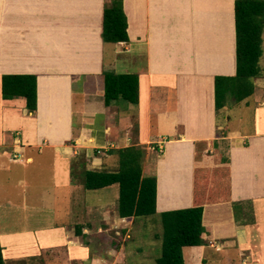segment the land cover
Masks as SVG:
<instances>
[{
  "label": "crops",
  "instance_id": "crops-1",
  "mask_svg": "<svg viewBox=\"0 0 264 264\" xmlns=\"http://www.w3.org/2000/svg\"><path fill=\"white\" fill-rule=\"evenodd\" d=\"M105 1L0 0L5 264L135 263L124 243L135 217L119 215L118 184L97 188L116 185L117 205L94 204L82 172L115 171L118 148L157 144L161 152L141 161L142 175L155 176V214L224 184V196L203 202L206 243L184 246V264H228L220 261L230 249L242 259L229 264H264V27L255 91L217 113L215 76L236 71L235 0H122L128 40L120 42L102 38ZM105 69L138 75L137 104L104 103ZM5 73L36 75L34 112L24 97L2 98ZM233 114L238 127L227 131ZM86 237L120 241L92 252ZM160 253L144 257L156 263Z\"/></svg>",
  "mask_w": 264,
  "mask_h": 264
},
{
  "label": "trees",
  "instance_id": "trees-1",
  "mask_svg": "<svg viewBox=\"0 0 264 264\" xmlns=\"http://www.w3.org/2000/svg\"><path fill=\"white\" fill-rule=\"evenodd\" d=\"M235 54L234 75H216L214 79L215 109L218 111L230 99L239 102L255 91L254 80L261 75L259 59L262 54L264 26V0H235ZM127 20L122 0H106L103 8L102 38L106 42L127 41ZM106 105L123 99L137 104L139 98L138 75L131 72L103 71ZM3 99L24 97L28 112L36 110V75L31 73H5L1 75ZM118 169L83 170V184L97 189L112 183L119 186L118 213L120 216H148L155 210V176L142 175L143 149L129 145L116 150ZM203 170V169H202ZM227 171V168H223ZM205 172V170H203ZM200 189L198 202L187 208L165 210L158 215L163 227L161 253L157 264H184L182 248L206 243L202 224L203 202L224 196V184L217 181L207 195ZM0 264H5L0 244Z\"/></svg>",
  "mask_w": 264,
  "mask_h": 264
},
{
  "label": "rangeland",
  "instance_id": "rangeland-1",
  "mask_svg": "<svg viewBox=\"0 0 264 264\" xmlns=\"http://www.w3.org/2000/svg\"><path fill=\"white\" fill-rule=\"evenodd\" d=\"M264 27V26H263ZM118 71V69H117ZM262 85V84H261ZM259 86L258 88H264L262 86ZM79 91L75 90V94H74V107L76 108L80 99H81V94H78ZM119 101H121L123 104H129L127 101L120 99ZM242 107L244 108V110H246L247 108L242 104ZM249 112L248 110L245 111ZM247 117L246 115H242L241 116V120L240 121H246ZM251 118L249 117V120ZM221 121L223 122V120L221 119ZM135 122H133V130H135ZM238 123H239V118L236 117V114H233V116H230V119L223 123V127L227 128V131H233L236 130V128L238 127ZM96 126L98 127H103L104 126V122L102 119V116L98 115L96 118ZM17 132V131H15ZM14 132V137L17 139L18 137V133L15 134ZM153 135L154 134V131ZM13 136V134H12ZM143 149V158H142V162L143 160H145V157H147V155L150 154H157L160 153L161 151H157L155 148H152L151 146L149 148L144 147ZM82 155V154H81ZM113 159H116V163L119 165L118 162V156L114 155L112 156ZM118 165L113 166V169H115ZM145 168V172H147L148 168L147 166L144 164ZM104 168H108L107 166H104ZM101 170V169H100ZM31 171V169H29V172ZM3 176V173H1L0 178ZM2 180H0L1 182ZM1 184V183H0ZM1 187V186H0ZM116 185H112V186H108L105 189H96V190H89V192L86 196V198L88 199V201L94 203V204H99L100 202L103 203H109V204H114L117 205V194H118V189L117 192L115 193V189ZM1 191V190H0ZM162 233H163V227L160 221V217L157 214H152V215H148V216H137L135 217V223L131 228V232L129 234H131V237L126 239L125 245H126V249L127 251H131L133 253V257H137V259L131 262V264H143V262H146L147 259H145V256H155L157 253H160V245L156 248L155 247V243H159L160 240L162 239ZM86 239L90 240V245L88 246L90 247L92 252H97L100 249L103 248H111L112 246H114L113 243H116L118 241H120V238L114 239L112 240H98L95 242V239H91L90 237H86ZM110 244V245H108ZM101 248H100V247ZM129 251V252H130ZM106 253V250H105ZM218 259V258H217ZM241 256L236 253V251L234 249H230L229 253H227V255L224 257V260H221V263H239L241 261ZM216 259H212L209 258L208 262H212L215 261ZM217 262H219L217 260ZM219 262V263H220ZM129 264V262L127 263ZM144 264H156L153 260L147 261V263Z\"/></svg>",
  "mask_w": 264,
  "mask_h": 264
},
{
  "label": "built area",
  "instance_id": "built-area-1",
  "mask_svg": "<svg viewBox=\"0 0 264 264\" xmlns=\"http://www.w3.org/2000/svg\"><path fill=\"white\" fill-rule=\"evenodd\" d=\"M16 133H18V132H15V134H16ZM161 149H162L161 144H157V150L161 151ZM13 158H18L17 153L13 154Z\"/></svg>",
  "mask_w": 264,
  "mask_h": 264
}]
</instances>
